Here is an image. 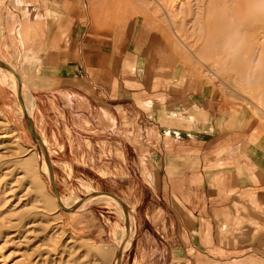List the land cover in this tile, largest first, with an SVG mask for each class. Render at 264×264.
Returning <instances> with one entry per match:
<instances>
[{
	"label": "crops",
	"instance_id": "1",
	"mask_svg": "<svg viewBox=\"0 0 264 264\" xmlns=\"http://www.w3.org/2000/svg\"><path fill=\"white\" fill-rule=\"evenodd\" d=\"M151 11L143 0H0V26L21 62L47 64L32 83L36 110L48 106L62 128L71 174L91 170L134 215L125 253L194 264L219 218H244L260 189L244 184L245 157L260 177V141L252 129L251 156L238 150L247 130L236 107Z\"/></svg>",
	"mask_w": 264,
	"mask_h": 264
},
{
	"label": "rangeland",
	"instance_id": "2",
	"mask_svg": "<svg viewBox=\"0 0 264 264\" xmlns=\"http://www.w3.org/2000/svg\"><path fill=\"white\" fill-rule=\"evenodd\" d=\"M210 1L212 5L208 14H211V22L201 30V24L197 22L198 11H203L206 16L204 10H207ZM191 3L192 11H186L185 14L173 15V12L166 8L162 22L166 20V23H172L174 29L173 37L166 35V39H175L183 48L186 46L190 65L196 66L198 72L199 68L203 69L204 76L212 86L219 89L222 97L229 101V108L236 107L237 125L240 128V123L243 122L244 129L247 130L244 139H240L243 143L238 150L244 149L245 156H251L252 150L248 149L247 145L252 141L248 132L253 129V135L260 141L261 155L260 159H254L260 166V180L256 178L257 173H252L245 157V188L255 186L260 189L248 191L252 203L245 208L244 218H219L221 222L218 227H214L212 247L202 246L201 249L206 250L202 254L199 253L200 248H197V254L190 257L195 259L194 264H264V45L260 61L250 73L259 31L255 14H260L262 7L259 0H202L199 5L195 4V0H191ZM8 34L10 32L0 26V59L12 65L20 74V80L17 78L19 93L17 95L11 87L14 83L12 78H8L7 83H0V110L6 114L16 130L19 150L15 143L7 141L2 147L6 150L16 149L18 154L27 159L23 168L27 172L28 195L25 197L32 205L44 211L35 218H45L48 229V232L39 233L40 243L48 242L52 246L63 243L66 245H62L63 249L70 252L74 258H89L92 264H115L119 251L117 240L122 229L128 226L127 214H130L132 221L130 235L127 233L126 237L129 241L126 250L132 246L135 234L134 215L123 201L113 204L103 198H95L82 204L89 191L99 188L93 183L94 174L91 170L84 172L79 168V172L75 170V174H71L68 161H77L72 157L70 159L67 152H60L62 143L55 140L58 133H62V128L54 121L47 120L51 115L48 106L43 107L40 112L35 106L32 111L36 140L31 136L27 113L20 104V93L28 101L33 97L36 102L33 90L38 85V77H43L48 67L44 62H21L18 46L15 44L17 40L7 37ZM185 66L188 67V64ZM29 72L33 78L26 77ZM34 81L35 86L32 85ZM0 130H5L1 123ZM40 138L45 140V145L41 143ZM45 155L53 165L52 176L62 201H74L69 207L61 206L55 198L49 176L51 172L44 163ZM83 212L84 218H75L77 213ZM6 218L15 219L17 214ZM227 228L229 230H226ZM12 229L13 227H8L4 230ZM46 233L55 240H50ZM106 246L108 248H105ZM11 247H16V252ZM18 247L21 251L25 249L23 245L6 244L0 249V258L12 263L20 253ZM110 247L113 249L111 254L104 255L100 252ZM134 253L135 250L127 251L120 264H141L145 259V263H148L154 258L138 253L136 260ZM155 260L158 261L157 257Z\"/></svg>",
	"mask_w": 264,
	"mask_h": 264
},
{
	"label": "bare ground",
	"instance_id": "3",
	"mask_svg": "<svg viewBox=\"0 0 264 264\" xmlns=\"http://www.w3.org/2000/svg\"><path fill=\"white\" fill-rule=\"evenodd\" d=\"M145 6L152 10L151 14L154 16V21L159 22L164 21V12L166 8L173 12V15L185 14L186 11H192L191 0H144ZM202 0H195V4L199 5ZM262 10L260 14H255V19L259 23L258 36L256 38V48L254 53V59L252 60V65L250 67V73L253 72L260 61V56L262 53V47L264 45V0H259ZM168 4L170 7H168ZM212 5L210 1L207 4L206 16H204L203 11H198L199 17L197 22L201 25L199 26L201 30L207 24L211 22V14H208V9ZM197 15V13H196ZM195 15V16H196ZM163 23V22H162ZM165 28L166 33L172 36L174 31L172 23L162 24ZM182 41V40H181ZM7 62L0 59V83H7L8 78H12L14 83L11 84L12 89L15 93H19L18 90V79L9 70H6ZM9 64V63H7ZM10 65V64H9ZM14 70H16L12 65H10ZM199 72L203 73L204 70L199 68ZM204 74V73H203ZM20 75V74H19ZM22 101L24 104L23 110L27 113L29 124L33 126L32 123V111L34 110L36 104L33 100L28 101L22 93H20ZM260 107V105H258ZM22 107V106H21ZM0 123L5 127V130H0V249L6 244L13 245L17 244L25 246V249L21 251V248H17L20 253L16 255V259L11 263L5 262V258H0V264H92L91 260L80 259L79 257L74 258L71 253L63 249L65 244L61 243L57 246H52L51 243L41 242V237L39 233L48 232L46 219L45 218H35L36 216L42 215L44 211L32 205L25 196L28 195V189L26 187L27 172L24 170L25 164H27V159L24 156L18 154L15 150H6L3 146L4 142L15 143L18 147L17 133L15 128L10 124V121L6 114L0 110ZM40 141L45 145V140L40 138ZM2 148V149H1ZM48 156L45 155L44 163L45 167L48 169ZM50 177L52 174L50 173ZM22 193V194H21ZM86 200L82 203H87L91 199L103 198L110 203L118 204V200L105 193L98 192V189H93L89 191V195ZM56 200L61 206H71L74 201H62L61 197ZM11 214H17V218L11 219L6 218ZM6 219V221H5ZM132 218L130 214L126 215V222L128 226L120 232V236L117 240L119 250H125L129 244L126 240L127 233L130 235V222ZM13 227L10 231H5L6 228ZM5 229V230H4ZM47 235V233L45 234ZM49 239H54L53 237L47 235ZM55 240V239H54ZM60 241V240H59ZM57 243V241L55 242ZM5 244V245H4ZM13 251L16 252V247H11ZM105 248H108L107 246ZM23 249V248H22ZM11 252V251H10ZM102 254H111L113 252L112 247L108 250L100 251Z\"/></svg>",
	"mask_w": 264,
	"mask_h": 264
},
{
	"label": "water",
	"instance_id": "4",
	"mask_svg": "<svg viewBox=\"0 0 264 264\" xmlns=\"http://www.w3.org/2000/svg\"><path fill=\"white\" fill-rule=\"evenodd\" d=\"M6 68L12 73L14 74L15 76H17V78L20 80V75L16 72V70H14L9 64H5ZM20 104L22 106V108H24V104H23V101L20 100ZM28 130L31 134V136L34 138V140H36L35 138V132H34V128L32 125L28 124ZM48 169L50 170L51 174H52V171H53V165L51 163V160L48 158ZM50 182H51V187H52V190L55 194V196L59 199L60 198V195H59V192H58V189L56 187V184H55V180H54V177L51 176L50 177ZM98 192H101V193H105V194H108L110 196H113L116 198V196L114 194H112L111 192L107 191V190H98ZM126 250V249H125ZM125 250H119L118 251V255H117V259L115 261V264H120L121 261H122V258L124 256V253H125Z\"/></svg>",
	"mask_w": 264,
	"mask_h": 264
}]
</instances>
